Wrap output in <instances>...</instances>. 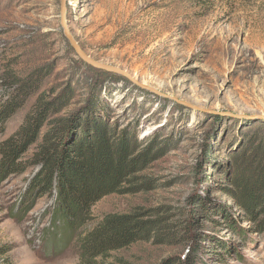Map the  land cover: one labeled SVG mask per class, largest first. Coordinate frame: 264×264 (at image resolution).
<instances>
[{
  "label": "rangeland",
  "instance_id": "374dc122",
  "mask_svg": "<svg viewBox=\"0 0 264 264\" xmlns=\"http://www.w3.org/2000/svg\"><path fill=\"white\" fill-rule=\"evenodd\" d=\"M61 4L0 0V103L12 77L40 79L0 122V142L44 95L56 103L50 121L68 116L67 139L107 125L136 140L134 156L150 157L73 233L63 220L52 227L55 196L31 199L37 167L0 179V248L14 264H82L80 237L107 214L137 211L155 221V237L105 263L171 264L197 233L207 252L200 264H264V204L250 214L230 196L243 157L264 147V0H66V23L85 53L156 91L79 56Z\"/></svg>",
  "mask_w": 264,
  "mask_h": 264
},
{
  "label": "trees",
  "instance_id": "16d2710c",
  "mask_svg": "<svg viewBox=\"0 0 264 264\" xmlns=\"http://www.w3.org/2000/svg\"><path fill=\"white\" fill-rule=\"evenodd\" d=\"M12 77L10 91L0 103V122H6L38 91L40 79ZM55 102L38 96L21 126L0 142V179L22 174L29 167H37L30 182L31 199L55 196L53 226L58 220L65 229L77 231L91 219L92 207L106 195L122 192L125 180L142 170L150 157L148 152L134 156L136 140L115 134L107 125L90 133H77L66 138L68 116L51 120ZM112 131L113 133H111ZM35 146V147H34ZM34 147L30 159H24ZM24 159V160H23ZM236 172V189L230 196L250 214L264 204V147H251ZM28 205L27 209H31ZM137 211L131 214H107L80 237L82 264H107L111 254L140 241H150L157 231L153 221ZM191 228L198 229L192 215ZM194 233L193 247L171 264H200L205 249L202 236ZM0 264H14L10 249L0 248Z\"/></svg>",
  "mask_w": 264,
  "mask_h": 264
},
{
  "label": "water",
  "instance_id": "95a60500",
  "mask_svg": "<svg viewBox=\"0 0 264 264\" xmlns=\"http://www.w3.org/2000/svg\"><path fill=\"white\" fill-rule=\"evenodd\" d=\"M61 19H62V25L64 27V31H65V35L66 37L69 39L71 45L73 46V48L76 50V52L79 54V56H81L86 62H88L89 64L93 65V66H97L99 68L108 70V71H113V72H118L121 73L127 77H129L132 81H134L135 83L139 84L142 87H147L150 88L154 91H156L154 88H151L145 84H141L138 81H136L129 73H127L126 71L115 67V66H111V65H107V64H103L101 62H98L94 59H92L88 54L85 53V51L81 48V46L77 43V41L75 40V38L73 37L67 23H66V0H62V4H61ZM184 104L191 106L192 108H198L195 107L191 104H187L184 102Z\"/></svg>",
  "mask_w": 264,
  "mask_h": 264
},
{
  "label": "bare ground",
  "instance_id": "6f19581e",
  "mask_svg": "<svg viewBox=\"0 0 264 264\" xmlns=\"http://www.w3.org/2000/svg\"><path fill=\"white\" fill-rule=\"evenodd\" d=\"M132 24V23H131Z\"/></svg>",
  "mask_w": 264,
  "mask_h": 264
}]
</instances>
